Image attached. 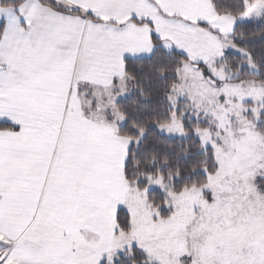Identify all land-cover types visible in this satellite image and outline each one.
I'll list each match as a JSON object with an SVG mask.
<instances>
[{
    "label": "snow or ice",
    "instance_id": "1",
    "mask_svg": "<svg viewBox=\"0 0 264 264\" xmlns=\"http://www.w3.org/2000/svg\"><path fill=\"white\" fill-rule=\"evenodd\" d=\"M0 264H264V0H0Z\"/></svg>",
    "mask_w": 264,
    "mask_h": 264
}]
</instances>
